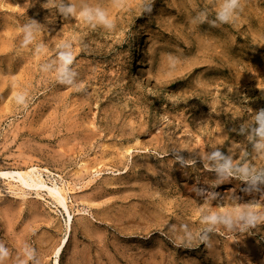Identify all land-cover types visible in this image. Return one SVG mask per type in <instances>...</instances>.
<instances>
[{
    "label": "rangeland",
    "instance_id": "rangeland-1",
    "mask_svg": "<svg viewBox=\"0 0 264 264\" xmlns=\"http://www.w3.org/2000/svg\"><path fill=\"white\" fill-rule=\"evenodd\" d=\"M29 170L0 264H264V0H0V172Z\"/></svg>",
    "mask_w": 264,
    "mask_h": 264
},
{
    "label": "bare ground",
    "instance_id": "bare-ground-1",
    "mask_svg": "<svg viewBox=\"0 0 264 264\" xmlns=\"http://www.w3.org/2000/svg\"><path fill=\"white\" fill-rule=\"evenodd\" d=\"M135 69H136V61L134 60L130 64V71H134ZM183 150H185V149H183ZM0 177H2V178H16L17 180L26 183L29 187H31V186L40 187V188L44 187L42 184L39 183V178L34 177L33 170H29V171H25V172H11V171H9V172H0ZM53 197H54V199L56 200V202L58 204H61V205L63 204L64 198L60 195V193L58 191L55 192V196H53Z\"/></svg>",
    "mask_w": 264,
    "mask_h": 264
}]
</instances>
